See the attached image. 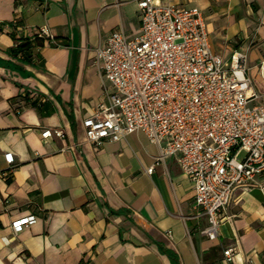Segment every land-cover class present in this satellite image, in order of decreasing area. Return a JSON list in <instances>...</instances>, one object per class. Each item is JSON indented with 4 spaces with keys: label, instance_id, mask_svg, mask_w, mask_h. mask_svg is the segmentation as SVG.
<instances>
[{
    "label": "crops",
    "instance_id": "obj_1",
    "mask_svg": "<svg viewBox=\"0 0 264 264\" xmlns=\"http://www.w3.org/2000/svg\"><path fill=\"white\" fill-rule=\"evenodd\" d=\"M177 2L202 11L226 67L247 52L264 92V0ZM42 28L52 41L12 52ZM115 30L140 33L138 0H0V170L11 171L0 177V264H175L170 253L177 264H224L229 246H239L237 263L264 264V172L233 191L211 240L176 156L158 160L142 131L87 140L84 120L106 98L96 51ZM46 129L63 135L45 138ZM29 215L35 223L13 228Z\"/></svg>",
    "mask_w": 264,
    "mask_h": 264
},
{
    "label": "built area",
    "instance_id": "obj_2",
    "mask_svg": "<svg viewBox=\"0 0 264 264\" xmlns=\"http://www.w3.org/2000/svg\"><path fill=\"white\" fill-rule=\"evenodd\" d=\"M138 9L140 33L115 30L96 51L95 63L109 84L106 98L84 120L87 140L101 146L142 131L160 146L158 160L176 156L194 184L195 207L208 219L202 233L215 240L233 191L264 172V92L248 74L246 51L235 50L229 68L216 58L198 7L138 0ZM38 33L53 39L46 28ZM260 70L264 75V60ZM54 135L63 131L42 132ZM10 175L0 170L1 178ZM36 220L29 215L12 226L18 230ZM238 249L226 247L223 263L239 264Z\"/></svg>",
    "mask_w": 264,
    "mask_h": 264
},
{
    "label": "trees",
    "instance_id": "obj_3",
    "mask_svg": "<svg viewBox=\"0 0 264 264\" xmlns=\"http://www.w3.org/2000/svg\"><path fill=\"white\" fill-rule=\"evenodd\" d=\"M54 39V37H53ZM50 37L41 36L39 33H35L32 36H23L20 38L19 43L17 46L12 50L14 54L23 53L28 55L29 52L32 50L34 45L37 46H43L46 41H52L53 40ZM173 260L175 261V264L178 263L177 258L174 254L170 253Z\"/></svg>",
    "mask_w": 264,
    "mask_h": 264
}]
</instances>
